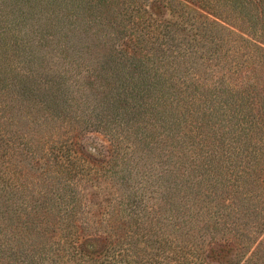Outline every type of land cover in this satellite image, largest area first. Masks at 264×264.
I'll list each match as a JSON object with an SVG mask.
<instances>
[{"label": "rangeland", "instance_id": "1", "mask_svg": "<svg viewBox=\"0 0 264 264\" xmlns=\"http://www.w3.org/2000/svg\"><path fill=\"white\" fill-rule=\"evenodd\" d=\"M239 4L211 2L235 27L190 58L121 16L83 31L75 0H0V264H264V24Z\"/></svg>", "mask_w": 264, "mask_h": 264}, {"label": "trees", "instance_id": "2", "mask_svg": "<svg viewBox=\"0 0 264 264\" xmlns=\"http://www.w3.org/2000/svg\"><path fill=\"white\" fill-rule=\"evenodd\" d=\"M75 1L78 4L79 13L87 17V21L83 25V31L95 32L92 30V26L97 25L94 23L95 21L102 26H107L109 15L121 16L119 18L120 21H129L128 29L130 32L132 31V36L136 35L137 39H143V41L148 39L149 42L152 40L154 43L159 42L164 49H162L163 51L168 48L167 50H170L172 53L174 47H177L179 50L183 49L186 52H179L182 53L180 56L187 53L190 58L197 54V48L203 47L199 45L211 43L209 36L212 34L213 37L214 30L218 29L222 31V29H228L227 26L235 27L233 21L229 18L216 16L215 20L208 17V15H211V12L208 10L209 5L215 0ZM83 2L85 3L83 4ZM229 3H233V0H229ZM190 4H194L197 7L193 8V11L194 9H197V11L192 17H188L191 12V8L188 9ZM247 4L255 6L256 19L260 22L261 29H263L264 0H242L240 9L242 7L246 9ZM203 11L208 15H205ZM138 28L141 29L139 34L135 33ZM228 30L230 31V29ZM192 31H194V38L189 40L188 33ZM259 41L262 46L258 45L257 48L264 54V42ZM202 42H206L207 44ZM192 43H195V45L192 46ZM219 43L223 42L220 40L213 45L220 48L217 45ZM260 68L264 69V63L261 64ZM236 70H240V68L236 67ZM259 80H256L254 85L251 84L252 88L249 92L251 99L247 101L246 110L248 115H250V120L243 121L244 142L246 143L244 147L246 149L245 156L254 159L264 158V79Z\"/></svg>", "mask_w": 264, "mask_h": 264}]
</instances>
